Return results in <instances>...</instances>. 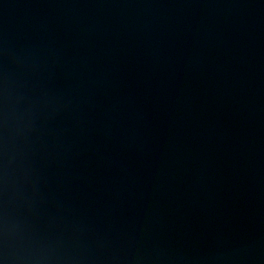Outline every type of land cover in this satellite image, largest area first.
Masks as SVG:
<instances>
[{
  "label": "water",
  "instance_id": "1",
  "mask_svg": "<svg viewBox=\"0 0 264 264\" xmlns=\"http://www.w3.org/2000/svg\"><path fill=\"white\" fill-rule=\"evenodd\" d=\"M0 264H264V0H0Z\"/></svg>",
  "mask_w": 264,
  "mask_h": 264
}]
</instances>
